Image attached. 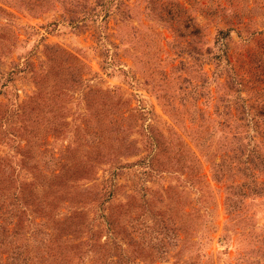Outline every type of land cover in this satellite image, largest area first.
Returning <instances> with one entry per match:
<instances>
[{
  "label": "rangeland",
  "instance_id": "374dc122",
  "mask_svg": "<svg viewBox=\"0 0 264 264\" xmlns=\"http://www.w3.org/2000/svg\"><path fill=\"white\" fill-rule=\"evenodd\" d=\"M10 178L65 264H264V0H0Z\"/></svg>",
  "mask_w": 264,
  "mask_h": 264
},
{
  "label": "trees",
  "instance_id": "16d2710c",
  "mask_svg": "<svg viewBox=\"0 0 264 264\" xmlns=\"http://www.w3.org/2000/svg\"><path fill=\"white\" fill-rule=\"evenodd\" d=\"M67 164L73 166L74 162L65 161L59 169ZM79 176L81 174L74 178ZM28 184L30 185L24 187L16 186L13 179L6 183H2L0 179V264H65L75 258L78 262L87 251L92 252L91 256L96 263L98 249L92 242L93 234L89 223L80 220L71 230L67 226L58 227L56 223L60 222L53 213L41 210V198L32 197L34 190L31 185L35 187V183L30 181ZM57 200L59 199L53 201V207L59 205ZM79 224L81 227L77 228ZM82 244L87 245L84 250L81 249ZM67 246L72 249L70 255L69 251L63 252V248L67 249ZM111 256L108 251V257Z\"/></svg>",
  "mask_w": 264,
  "mask_h": 264
}]
</instances>
